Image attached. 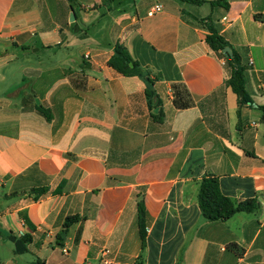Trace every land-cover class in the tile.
Instances as JSON below:
<instances>
[{
  "label": "crops",
  "instance_id": "1",
  "mask_svg": "<svg viewBox=\"0 0 264 264\" xmlns=\"http://www.w3.org/2000/svg\"><path fill=\"white\" fill-rule=\"evenodd\" d=\"M215 1L0 0V264H105V249L111 264H264V0ZM211 24L252 105L228 86ZM117 43L152 73L161 121L146 82L109 66ZM209 177L258 209L206 220ZM24 235L17 255L10 236Z\"/></svg>",
  "mask_w": 264,
  "mask_h": 264
},
{
  "label": "trees",
  "instance_id": "2",
  "mask_svg": "<svg viewBox=\"0 0 264 264\" xmlns=\"http://www.w3.org/2000/svg\"><path fill=\"white\" fill-rule=\"evenodd\" d=\"M69 1L73 2L75 0ZM227 3L228 0H218L211 2V5L228 7ZM208 30L209 35L207 37V42L214 51L226 60V65L231 72V78L228 82V86L232 88V90L241 98V103H250L252 105L253 103L248 100V95L245 90V68L242 65L240 55L233 52V57L226 56L223 51L226 47H228V44L225 41L224 36L221 35L218 29L214 28L212 24L208 26ZM109 66L125 77H140L146 82V94L149 102V108L151 112H153L152 117L155 120L157 119L161 121L163 117L162 103L154 91L152 73L143 68L141 64L132 57L124 44L117 43L115 45L114 54L109 61ZM261 109L264 110V108ZM39 110L47 117V119H50V116L44 111V109L39 107ZM44 193H46L45 190L41 191V194ZM198 201L202 214L208 221H227L238 213H253L258 209V203L256 200L234 202L225 197L220 190L218 180L212 177L205 178L201 183ZM138 206L140 236L142 247L144 248L146 245V211L141 202ZM81 219V217L68 218L65 223V228L78 223ZM10 240L14 243L15 253L17 255L27 253L28 245L32 241L29 235H24L20 239L10 236ZM233 249L239 254L243 253L237 246H233ZM33 264L47 263L38 258L33 262Z\"/></svg>",
  "mask_w": 264,
  "mask_h": 264
},
{
  "label": "built area",
  "instance_id": "3",
  "mask_svg": "<svg viewBox=\"0 0 264 264\" xmlns=\"http://www.w3.org/2000/svg\"><path fill=\"white\" fill-rule=\"evenodd\" d=\"M162 10H163L162 5L157 4L150 10V12L148 13V16L153 17L156 14L162 12ZM222 21L226 22V21H228V19L224 18V19H222ZM90 57H91L90 54L85 55V59H90ZM250 64L253 65V61H251ZM64 253H68V251L64 250ZM109 254H110V251L108 249H105L102 251L103 261L105 264H111L110 260L107 258Z\"/></svg>",
  "mask_w": 264,
  "mask_h": 264
},
{
  "label": "water",
  "instance_id": "4",
  "mask_svg": "<svg viewBox=\"0 0 264 264\" xmlns=\"http://www.w3.org/2000/svg\"><path fill=\"white\" fill-rule=\"evenodd\" d=\"M76 20V16L73 14L72 15V19H71V22L74 23V21ZM223 53L226 55V56H230V57H233V52L232 50L227 47L224 49Z\"/></svg>",
  "mask_w": 264,
  "mask_h": 264
},
{
  "label": "rangeland",
  "instance_id": "5",
  "mask_svg": "<svg viewBox=\"0 0 264 264\" xmlns=\"http://www.w3.org/2000/svg\"><path fill=\"white\" fill-rule=\"evenodd\" d=\"M84 52H85V50H82V51L79 52L80 57H81V55H82ZM52 58H53V57H52ZM52 58H51V59H52ZM47 59H50V58H47Z\"/></svg>",
  "mask_w": 264,
  "mask_h": 264
}]
</instances>
